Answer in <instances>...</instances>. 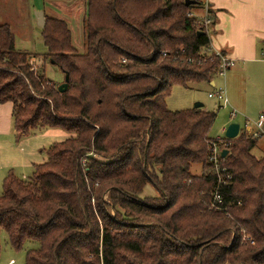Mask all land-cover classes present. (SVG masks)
Returning a JSON list of instances; mask_svg holds the SVG:
<instances>
[{"label":"trees","instance_id":"obj_1","mask_svg":"<svg viewBox=\"0 0 264 264\" xmlns=\"http://www.w3.org/2000/svg\"><path fill=\"white\" fill-rule=\"evenodd\" d=\"M184 2L83 0L85 54L66 21L45 15L43 57L68 75L63 93L0 24V104L12 105L15 139L70 135L44 150L29 179L2 180L0 232L16 250L38 243L25 264H264V157L251 154L260 138L226 139L230 208L210 209L216 114L166 106L173 86L210 83L219 66L191 13L200 3Z\"/></svg>","mask_w":264,"mask_h":264},{"label":"rangeland","instance_id":"obj_2","mask_svg":"<svg viewBox=\"0 0 264 264\" xmlns=\"http://www.w3.org/2000/svg\"><path fill=\"white\" fill-rule=\"evenodd\" d=\"M200 5L193 7L191 13L198 21L200 20ZM43 12L44 25L45 15L53 18L63 19L67 22L71 31L72 46L77 53L85 54V27L83 18L85 15V6L83 0L75 2H50L44 0H0V24H9L15 36V47L17 50L26 52L30 55V63L36 64L46 78L52 80L55 84L64 83V75L61 70L51 61L44 59L46 48L42 41L41 28L37 25V14ZM229 72L222 78L216 74L214 77L215 87H210L207 83L189 84L187 87L180 85L173 86L171 94L166 99V106L169 111L179 112L194 108L196 103L203 104L202 109L216 114L214 122L209 131V137L214 139L218 136L223 137V129L230 124H238L239 128H245V122H250L254 131H258L253 123H257L260 115L264 114V68L261 70L249 69L242 73L236 80L234 76L228 81ZM235 80V81H234ZM218 88H223L232 107L218 108L215 99L208 97L209 93ZM232 108L236 111V116L232 117ZM70 137L69 134L59 129H45L31 133L28 137L22 138L20 148L29 144L30 147H36V153L30 158L35 165L42 164L47 157L44 150L48 149L53 143L61 142ZM16 144L15 141H12ZM25 148V147H24ZM251 154L256 159L264 157V125L262 126V136L252 149ZM21 163V162H20ZM27 169L22 163L16 166V174L20 180H27L31 177L34 166ZM23 167V168H22ZM5 173V174H4ZM192 175L202 173L201 165H192L190 168ZM7 174L3 171L0 174V194L2 193V179ZM145 195H155L156 190L151 185L144 189ZM106 200V196L104 197ZM243 239L253 243L252 238L244 233ZM38 247L37 242H26L22 249L12 248L4 231L0 232V264H25L26 253L31 249Z\"/></svg>","mask_w":264,"mask_h":264},{"label":"crops","instance_id":"obj_3","mask_svg":"<svg viewBox=\"0 0 264 264\" xmlns=\"http://www.w3.org/2000/svg\"><path fill=\"white\" fill-rule=\"evenodd\" d=\"M195 1L201 3L198 15L200 19L205 15L206 10L209 11L212 19L210 40L213 48L221 51L222 54L235 62L234 66L228 70L230 71L228 81H231L233 76L236 80L249 69L261 70L264 68V0ZM207 84L212 88L216 86L214 81ZM231 107L229 102L227 109ZM232 110L235 109L232 108ZM11 115L12 105L10 103L0 104L1 176H3V171H7V174L9 172L16 174L15 168L21 163L25 165L26 169L27 165L28 168L35 165L33 161L30 162V158L36 153V145L30 147L29 144L25 146L23 144V148H20L19 145L23 139L19 141L15 139ZM12 141H15L16 144H13Z\"/></svg>","mask_w":264,"mask_h":264},{"label":"built area","instance_id":"obj_4","mask_svg":"<svg viewBox=\"0 0 264 264\" xmlns=\"http://www.w3.org/2000/svg\"><path fill=\"white\" fill-rule=\"evenodd\" d=\"M207 9V8H206ZM198 24L202 27V32L206 33L209 37L208 51L219 58V66L217 75L225 78L226 72L234 66V60L230 59L228 56L221 53V51L213 48L210 40V29L212 25V19L210 18L209 12L206 10L205 15L200 19ZM208 97L210 99H215L218 103V108H227L229 106L228 98L226 92L223 88H218L214 92L209 93ZM236 111L232 110L231 116H236ZM264 124V114L260 115L257 123H253V126L258 130L254 131L250 126V122H245V128L243 131L246 135L251 136L254 139H259L262 136V125ZM223 131V137H216L208 142V154L206 158V175L212 180V189L209 193V208L213 210H218L221 212H227L230 208V203H226L224 196L221 193V188L227 186V181L231 178V174L222 164V152L227 150L228 143L226 142V137L224 135L225 129Z\"/></svg>","mask_w":264,"mask_h":264},{"label":"water","instance_id":"obj_5","mask_svg":"<svg viewBox=\"0 0 264 264\" xmlns=\"http://www.w3.org/2000/svg\"><path fill=\"white\" fill-rule=\"evenodd\" d=\"M185 6H189V5H195L196 4V1L195 0H185L184 2ZM37 18H36V21H37V25L40 27V28H43L44 27V15H43V12H39L37 15ZM200 34H203V32H199V35ZM67 83H68V75L65 74V78H64V83L59 85L57 90L59 93H63L66 88H67ZM203 107V104L201 103H196L194 105V108L196 109H199V108H202ZM239 134V125L238 124H230L226 129H225V132H224V135L227 139H234L238 136ZM227 155V150H224L222 152V157H225Z\"/></svg>","mask_w":264,"mask_h":264}]
</instances>
